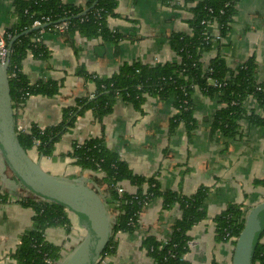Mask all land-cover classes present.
Here are the masks:
<instances>
[{"label":"crops","instance_id":"crops-1","mask_svg":"<svg viewBox=\"0 0 264 264\" xmlns=\"http://www.w3.org/2000/svg\"><path fill=\"white\" fill-rule=\"evenodd\" d=\"M12 1L0 0L1 33L15 19ZM64 1L84 6L87 0ZM198 1L118 0L117 15L110 18L108 24L126 37L115 47L99 38L86 39L76 33L77 56L63 37L46 32L43 41L49 49V57L41 59L28 53L23 71L31 83L54 78L61 80V85L54 96H29L16 111L17 127L27 130L32 124L39 127L57 124L65 106L94 92V82L75 72L80 63L86 71L103 77L116 72L124 62L154 64L178 60L169 37L176 32L190 33L189 10ZM228 25L225 36L213 39V47L203 59L208 62L219 54L230 68H235L254 56L257 80L264 84V0H238ZM209 30L218 34L215 23ZM221 106L217 95L209 96L194 89L191 108L197 126L188 134L182 124L171 126L175 113L172 99L149 96L139 110L119 99L101 121L89 109L77 116L74 126L55 143L50 156L39 155L35 148L28 153L45 171L69 177L84 176L95 187L93 173L77 166L69 152L74 142L102 135L107 146L117 151L134 173L146 177L157 175L163 190L190 194L200 185L208 187L207 217L189 229L190 241L184 258L189 264H231L233 246L229 241L216 239L213 217L229 203H239L249 211L264 200V185L255 182L264 178V125L243 118L239 121L238 135L223 137L213 133L209 125ZM245 108L247 114L253 110L262 114L252 95L246 98ZM0 185L10 191H22L1 159ZM123 188L129 193L136 189L126 181ZM14 196L10 202H0V264H16L9 254L16 248L20 236L32 226L33 211L14 202ZM178 216L176 206L163 208L161 199L152 200L141 212L139 228L133 232H118L115 252L106 255L101 264H153L146 251L140 248L141 238L148 233L165 238ZM69 217L72 230L63 244L66 249L78 241L75 217L71 213ZM45 236L56 245H61L67 237L57 226L47 228Z\"/></svg>","mask_w":264,"mask_h":264},{"label":"trees","instance_id":"trees-1","mask_svg":"<svg viewBox=\"0 0 264 264\" xmlns=\"http://www.w3.org/2000/svg\"><path fill=\"white\" fill-rule=\"evenodd\" d=\"M237 1L200 0L192 6L189 10L191 17L187 20L190 33L176 32L169 37L170 46L178 56L176 61L154 64L124 62L116 72L103 77L86 71L82 63L78 64L75 72L94 82V92L78 97L74 104L65 106L62 119L57 124L47 127L32 124L24 130L15 123L21 146L27 152L35 148L39 155L50 156L55 143L74 126L77 116L85 110H91L94 117L101 121L113 110L117 100L130 103L139 110L149 96L160 100L172 99L175 113L171 117V126L182 124L189 134L197 126L191 108V94L196 88L206 95H217L223 104L213 115L209 125L211 132L234 137L240 132L239 121L243 118L264 125V84L257 80L255 57L250 56L235 68H230L219 54L208 62L203 59V55L213 47L215 35L210 32V25L215 23L220 38L225 36ZM117 2L87 0L84 6H79L64 0L12 1L15 19L2 33L7 38V44L11 43L7 72L14 116L29 96H54L59 91L61 80L46 78L31 83L23 71V61L28 53L41 59L49 57V49L43 41L44 34L53 32L63 37L74 48L76 56L79 55V47L74 42L76 33L86 39L99 38L116 47L126 37L108 24V20L117 15ZM85 9L88 10L79 15ZM34 20H40L41 24L34 26ZM62 22L67 23L66 28L57 29ZM36 36L40 39L35 40ZM209 79H214L216 83ZM250 95L255 98L262 114L255 110L246 113L245 100ZM69 156L81 169L93 173L91 178L95 188L113 218L112 234L96 264H101L106 255L115 252V235L118 232H133L139 228L141 212L156 198L161 199L163 208L176 206L179 216L170 225L165 238L145 234L140 248L146 251L153 264H189L184 258L190 241L188 231L207 217L208 187L200 185L190 194L163 190L157 175L146 177L134 173L119 153L107 146L102 135L74 142ZM125 181L136 187L134 192L129 193L124 188L122 193L117 192V187H123ZM255 182L264 185V178ZM18 185L22 191H10L0 185V202H10L11 196H17L14 202L33 211L32 226L20 236L16 248L9 255L16 264H55L73 247L63 248L72 230L69 212L64 206L41 199ZM247 213L239 203H229L217 213L213 217L216 239L229 241L234 247ZM56 226L61 227L67 236L61 245H56L45 236L47 228ZM254 247L252 264H264V231Z\"/></svg>","mask_w":264,"mask_h":264},{"label":"water","instance_id":"water-1","mask_svg":"<svg viewBox=\"0 0 264 264\" xmlns=\"http://www.w3.org/2000/svg\"><path fill=\"white\" fill-rule=\"evenodd\" d=\"M8 63L9 56L3 62L0 60V159L16 179L15 183L41 199L64 206L75 217L78 241L55 264H96L112 234L113 219L106 202L90 185L89 178L51 174L21 146L15 130ZM263 231L264 200L249 209L232 247L231 264H252L254 246Z\"/></svg>","mask_w":264,"mask_h":264},{"label":"built area","instance_id":"built-area-1","mask_svg":"<svg viewBox=\"0 0 264 264\" xmlns=\"http://www.w3.org/2000/svg\"><path fill=\"white\" fill-rule=\"evenodd\" d=\"M45 19H48V18L46 17ZM40 24H41L40 20H34L33 21V25L34 26H39ZM66 26H67V23L66 22H62L61 24L58 25L57 29L63 30V29L66 28ZM8 37H9V35H8ZM219 38H220L219 34H216L213 37L214 40H217ZM34 39L35 40H39L40 36H36ZM9 54H10V49H9L8 44H7V38L4 37L3 33L0 32V60L2 62L5 61V59L9 56ZM209 80H210V82H212L214 84L216 83L214 79H209ZM122 191H123V187H121V186L117 187V192L118 193H122ZM11 197H13V196H11ZM16 199H18V197L14 196L13 200L15 201ZM50 263H51V261H50Z\"/></svg>","mask_w":264,"mask_h":264}]
</instances>
